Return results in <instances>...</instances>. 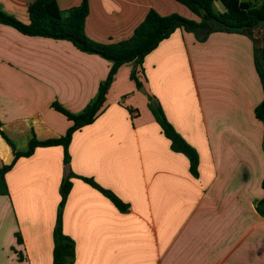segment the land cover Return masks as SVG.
Wrapping results in <instances>:
<instances>
[{"label": "crops", "instance_id": "0c3cea01", "mask_svg": "<svg viewBox=\"0 0 264 264\" xmlns=\"http://www.w3.org/2000/svg\"><path fill=\"white\" fill-rule=\"evenodd\" d=\"M31 1L0 0V11L26 23ZM79 2L55 0L59 10ZM87 6L84 34L102 43L130 37L148 9L198 20L174 0H87ZM253 32L264 49V26ZM109 66L67 40L24 35L0 23V128L15 150H25L31 137L62 135L70 121L52 102L79 112ZM131 67L116 69L101 111L68 143V171L91 177L127 204L120 212L70 177L61 225L74 243L71 264H264V217L254 209L262 196L264 124L253 108L262 90L249 36L214 31L198 41L174 29L142 59L143 92L128 76ZM148 95L195 149L196 177L186 158L169 149ZM11 158L0 136V165ZM66 175L60 145L37 146L6 171L0 264H51L58 185Z\"/></svg>", "mask_w": 264, "mask_h": 264}, {"label": "trees", "instance_id": "16d2710c", "mask_svg": "<svg viewBox=\"0 0 264 264\" xmlns=\"http://www.w3.org/2000/svg\"><path fill=\"white\" fill-rule=\"evenodd\" d=\"M174 1L184 5L198 17V20L184 17L175 12L160 15L153 9H148L141 21L133 28L130 37L110 43L94 41L84 34V18L88 12L87 0H80L77 5L64 10L58 9L55 0H32L27 6L28 21L26 23H22L0 11V23L10 25L24 35L64 39L76 49L97 54L110 62L107 74L98 85L94 97L79 112H69L56 102H52L53 108L70 121V125L62 135L45 139L31 137L27 141L26 149L18 151L15 150L12 141L0 128V136L12 152L11 160L0 165V194L7 193L4 181L6 171L10 169L18 157L30 155L37 146L60 145L62 148V163L68 165L67 147L71 134L74 130L92 122L101 111L106 88L116 69L123 63L131 62L132 67L128 76L136 88L140 87L142 84L138 80V75L142 74L141 63L143 57L176 28L193 33L198 41L205 39L209 33L214 31L239 32L249 36L252 42L253 65L262 90V98L254 106L253 113L264 124V49L261 35H254L253 32L264 26V0H258L256 5L240 0H218L223 6V11L218 13L211 10L213 0ZM147 99L153 100L152 104L147 102V108L159 126L162 135L168 140L169 149L181 153L186 158L188 172L196 177L198 156L195 149L174 130L154 97L148 95ZM262 149L264 151V140ZM70 177H77L97 190L118 211L123 212L127 209V204L122 202L110 189L100 186L91 177L68 171V174L61 178L58 185L59 200L51 230V264H71L74 259V243L69 236L63 233L61 225V210L71 186ZM260 186L262 196L255 202L254 209L258 215L264 217V171ZM15 237L17 241H20L17 233ZM17 255L20 258L19 253Z\"/></svg>", "mask_w": 264, "mask_h": 264}, {"label": "rangeland", "instance_id": "374dc122", "mask_svg": "<svg viewBox=\"0 0 264 264\" xmlns=\"http://www.w3.org/2000/svg\"><path fill=\"white\" fill-rule=\"evenodd\" d=\"M211 10L214 12V13H218V12H221L223 10V6L222 4L220 3V1L218 0H213L212 1V4H211ZM67 165V164H66ZM64 166V164H63Z\"/></svg>", "mask_w": 264, "mask_h": 264}, {"label": "water", "instance_id": "95a60500", "mask_svg": "<svg viewBox=\"0 0 264 264\" xmlns=\"http://www.w3.org/2000/svg\"><path fill=\"white\" fill-rule=\"evenodd\" d=\"M138 89L140 90V91H144V88L142 87V86H140V87H138ZM150 104H152L153 103V100H149L148 101ZM63 172H64V174L66 175L67 173H68V165H64L63 166Z\"/></svg>", "mask_w": 264, "mask_h": 264}]
</instances>
